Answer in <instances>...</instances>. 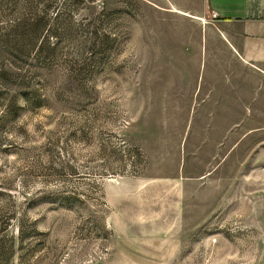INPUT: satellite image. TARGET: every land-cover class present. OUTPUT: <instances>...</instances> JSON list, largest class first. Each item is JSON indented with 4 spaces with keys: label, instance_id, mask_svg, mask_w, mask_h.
<instances>
[{
    "label": "rangeland",
    "instance_id": "obj_1",
    "mask_svg": "<svg viewBox=\"0 0 264 264\" xmlns=\"http://www.w3.org/2000/svg\"><path fill=\"white\" fill-rule=\"evenodd\" d=\"M16 1L0 8V264H264L263 132L243 135L258 112H238L232 150L198 111L188 126L204 20L164 0Z\"/></svg>",
    "mask_w": 264,
    "mask_h": 264
},
{
    "label": "crops",
    "instance_id": "obj_2",
    "mask_svg": "<svg viewBox=\"0 0 264 264\" xmlns=\"http://www.w3.org/2000/svg\"><path fill=\"white\" fill-rule=\"evenodd\" d=\"M163 1V0H158ZM169 11L204 20L199 50L202 58L195 77L194 96L190 95L188 126L197 112L200 128L210 136L233 139L237 147L238 112H258L256 123L243 135L262 130L264 140V0H164ZM155 3V2H154ZM158 7L166 4L155 3ZM216 12V17L211 15ZM206 23L213 24L214 27ZM213 37V39H212ZM220 42L227 55L208 61L206 54ZM217 64L213 71L206 65ZM209 69V70H208ZM259 81L256 89L253 81ZM251 82V85L249 84ZM241 91V93H240ZM243 120V119H242ZM253 122V121H252ZM225 129V130H224ZM261 141V142H262ZM209 141L206 142L208 144ZM264 143V142H263ZM229 153L228 150L226 154Z\"/></svg>",
    "mask_w": 264,
    "mask_h": 264
},
{
    "label": "trees",
    "instance_id": "obj_3",
    "mask_svg": "<svg viewBox=\"0 0 264 264\" xmlns=\"http://www.w3.org/2000/svg\"><path fill=\"white\" fill-rule=\"evenodd\" d=\"M16 0H0V8L5 5H16Z\"/></svg>",
    "mask_w": 264,
    "mask_h": 264
},
{
    "label": "built area",
    "instance_id": "obj_4",
    "mask_svg": "<svg viewBox=\"0 0 264 264\" xmlns=\"http://www.w3.org/2000/svg\"><path fill=\"white\" fill-rule=\"evenodd\" d=\"M212 18H215L216 17V12H213L212 15H211Z\"/></svg>",
    "mask_w": 264,
    "mask_h": 264
}]
</instances>
